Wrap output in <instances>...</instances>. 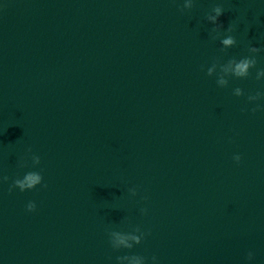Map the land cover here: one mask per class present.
<instances>
[{"label": "clouds", "instance_id": "1", "mask_svg": "<svg viewBox=\"0 0 264 264\" xmlns=\"http://www.w3.org/2000/svg\"><path fill=\"white\" fill-rule=\"evenodd\" d=\"M195 6V0H183L182 5L179 7L178 11L182 14L185 12H190ZM225 12L224 7L221 4H217L212 7L211 11L206 15L205 19L212 24L214 27L211 29L212 39H219L221 48V53H226V51L237 44V40L235 36L231 35L232 32L236 30V26L234 24H230L225 32L227 34H222L221 29H223V25L218 23V18ZM248 55L242 56L237 59L235 57H231L226 61L222 62V57H217L211 63V66L207 67L206 74L209 77H216V84L220 88H225L229 85L230 78L237 79H247L251 75V70L255 69L257 66V54L264 49L249 46ZM201 70H204V66H201ZM255 79L260 81L264 79V68H259L256 70ZM233 95L240 97L244 96L245 92L242 88L236 87L233 90ZM264 99V91H256L255 93H249L247 95V102L252 104L257 101ZM248 109H242V111H247ZM253 114L257 111H264V104L256 103L255 107L250 110ZM232 159L239 164L242 160V156L240 154H234ZM29 161L31 163V167L33 169L37 168V166L41 163V157L33 152L31 147H28L25 151V154L18 161V167L25 168L29 166ZM9 176L3 175L0 176V183H7L9 181ZM37 186L47 187L44 184V178L41 171L31 170L25 172L22 176L17 175L14 179L11 180L9 184L8 191L11 193L15 189H19V191H30L36 189ZM129 193L131 196L135 197L138 195L137 188H130ZM142 200H147V196H142ZM36 203L34 201H29L26 204V211L34 212L36 210ZM140 212L142 214L147 213L146 208H141ZM149 232H146L141 229V227L136 226L131 231L125 232L115 229H108V242L113 251H119L121 249H132L135 245H139L142 241L149 235ZM116 264H147L148 258L141 255H120L116 256ZM246 259L251 261L254 259V253L248 252ZM151 264H159L158 258L153 255L151 257Z\"/></svg>", "mask_w": 264, "mask_h": 264}]
</instances>
